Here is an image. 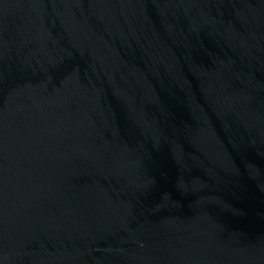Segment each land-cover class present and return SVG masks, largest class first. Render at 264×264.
I'll list each match as a JSON object with an SVG mask.
<instances>
[{
  "label": "water",
  "instance_id": "water-1",
  "mask_svg": "<svg viewBox=\"0 0 264 264\" xmlns=\"http://www.w3.org/2000/svg\"><path fill=\"white\" fill-rule=\"evenodd\" d=\"M0 264H264V0H0Z\"/></svg>",
  "mask_w": 264,
  "mask_h": 264
}]
</instances>
